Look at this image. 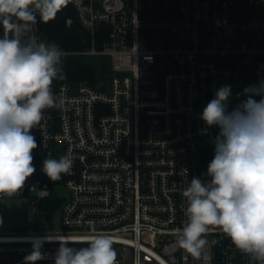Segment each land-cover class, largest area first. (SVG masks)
<instances>
[{"label": "built area", "instance_id": "obj_1", "mask_svg": "<svg viewBox=\"0 0 264 264\" xmlns=\"http://www.w3.org/2000/svg\"><path fill=\"white\" fill-rule=\"evenodd\" d=\"M69 5L89 45L65 54L106 57L110 74L97 86L53 82L63 103L46 109L31 130L38 168L11 195L29 197L30 229L3 230L0 211V264H23L32 249L27 238L52 237L43 245L51 257L59 247L56 237L80 248L97 234L113 239L117 264H250L219 230L206 236L209 245L199 258L177 246L174 230L186 219L182 191L192 177L205 178L214 156L219 130L205 131L203 109L221 86L230 85L231 110L245 99L238 93L264 79V0ZM37 19L34 35L45 42ZM69 153L70 174L53 183L41 172L43 160ZM60 182L69 192L60 229L37 232L36 206ZM11 196H0V209Z\"/></svg>", "mask_w": 264, "mask_h": 264}, {"label": "clouds", "instance_id": "obj_2", "mask_svg": "<svg viewBox=\"0 0 264 264\" xmlns=\"http://www.w3.org/2000/svg\"><path fill=\"white\" fill-rule=\"evenodd\" d=\"M83 0H0V196L18 194L35 172L33 151L38 147L31 130L46 109L63 101L53 93L56 80L65 79V52L55 42L40 41L35 25L54 20L69 4ZM229 109L232 89L221 86L200 119L219 131L214 156L205 178L192 177L182 191L186 207L183 226L174 230L179 248L199 258L209 245L206 236L219 230L250 264H264V79L249 85ZM259 97V99H256ZM72 155L43 160L42 171L51 181L70 174ZM32 244L23 264L51 258L53 264H117L113 239L104 234L87 238L76 248L56 237L53 255L43 251L52 237L27 238Z\"/></svg>", "mask_w": 264, "mask_h": 264}, {"label": "trees", "instance_id": "obj_3", "mask_svg": "<svg viewBox=\"0 0 264 264\" xmlns=\"http://www.w3.org/2000/svg\"><path fill=\"white\" fill-rule=\"evenodd\" d=\"M69 20H72V23H69ZM39 26L45 42H55L63 51L83 50L89 45L88 40H86V33L77 24L74 11L70 5L64 8L54 20L47 23L39 22ZM98 43L100 44V41ZM63 71L65 79L58 80L59 82L77 83L84 81L97 86L100 83L98 72L106 75L110 74V63L108 60H104L102 67L98 68L90 55L69 53L65 54ZM59 158L60 156H56L54 159ZM60 202L61 198L53 192L48 198L41 201L40 206L46 208L48 216L52 218L53 211L59 206Z\"/></svg>", "mask_w": 264, "mask_h": 264}, {"label": "rangeland", "instance_id": "obj_4", "mask_svg": "<svg viewBox=\"0 0 264 264\" xmlns=\"http://www.w3.org/2000/svg\"><path fill=\"white\" fill-rule=\"evenodd\" d=\"M89 55V54H88ZM94 64L101 68L103 65L104 57L90 55ZM99 82L105 80L106 74L98 72ZM42 172V166H41ZM54 193L61 198L59 206L53 211L52 220L48 216L46 208L38 205L36 206V219L34 222V229L37 232L45 233L50 230L60 229V212L66 197L68 196V189L62 182L56 183L52 187ZM30 207L29 197L24 196H11L5 197L1 201V228L5 231H23L29 230L30 224L28 221V210Z\"/></svg>", "mask_w": 264, "mask_h": 264}, {"label": "water", "instance_id": "obj_5", "mask_svg": "<svg viewBox=\"0 0 264 264\" xmlns=\"http://www.w3.org/2000/svg\"><path fill=\"white\" fill-rule=\"evenodd\" d=\"M69 22H70V20H69ZM118 75H119V76H121V75H123V73H118ZM33 166L35 167V169H37V168H38V164H37V163H36V164H34ZM35 171H36V170H35ZM34 173H35V172H34ZM33 175H34V174H33Z\"/></svg>", "mask_w": 264, "mask_h": 264}]
</instances>
